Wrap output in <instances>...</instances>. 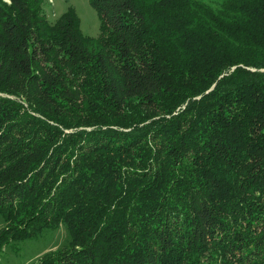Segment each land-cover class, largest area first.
Wrapping results in <instances>:
<instances>
[{
  "label": "trees",
  "instance_id": "1",
  "mask_svg": "<svg viewBox=\"0 0 264 264\" xmlns=\"http://www.w3.org/2000/svg\"><path fill=\"white\" fill-rule=\"evenodd\" d=\"M0 0V215L40 264H264V0Z\"/></svg>",
  "mask_w": 264,
  "mask_h": 264
},
{
  "label": "rangeland",
  "instance_id": "2",
  "mask_svg": "<svg viewBox=\"0 0 264 264\" xmlns=\"http://www.w3.org/2000/svg\"><path fill=\"white\" fill-rule=\"evenodd\" d=\"M10 5V0H4ZM45 3V0H44ZM46 16L49 21L57 19L72 8L76 13L84 36L98 38L101 22L97 11L90 0H46ZM1 198V197H0ZM3 216L0 215V264H40L46 257L58 254L69 241V235L63 226L56 231L48 232L41 240L14 242Z\"/></svg>",
  "mask_w": 264,
  "mask_h": 264
}]
</instances>
